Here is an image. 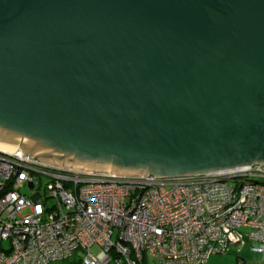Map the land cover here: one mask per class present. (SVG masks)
I'll return each instance as SVG.
<instances>
[{"label": "water", "instance_id": "water-1", "mask_svg": "<svg viewBox=\"0 0 264 264\" xmlns=\"http://www.w3.org/2000/svg\"><path fill=\"white\" fill-rule=\"evenodd\" d=\"M0 149L131 179L264 168V0H0Z\"/></svg>", "mask_w": 264, "mask_h": 264}, {"label": "built area", "instance_id": "built-area-1", "mask_svg": "<svg viewBox=\"0 0 264 264\" xmlns=\"http://www.w3.org/2000/svg\"><path fill=\"white\" fill-rule=\"evenodd\" d=\"M232 174L245 178L232 186L217 176L160 183L0 151V264H51L79 252L81 264H145L149 255L160 264H207L246 243L264 260V168Z\"/></svg>", "mask_w": 264, "mask_h": 264}, {"label": "rangeland", "instance_id": "rangeland-1", "mask_svg": "<svg viewBox=\"0 0 264 264\" xmlns=\"http://www.w3.org/2000/svg\"><path fill=\"white\" fill-rule=\"evenodd\" d=\"M46 183H47V180L45 179L44 184ZM228 185L232 186L233 183L229 182ZM22 191L27 197L32 196V192L27 187H23ZM41 192L43 193V195H45V192L43 189L41 190ZM4 246L8 248L9 244L5 243ZM92 253L94 255H98L100 253V248H98L97 246L93 247ZM84 257H85V254L82 252H79L78 254L75 255L74 258L68 261H57L51 264H79L80 259ZM147 258H148L149 264H159L158 261H156L152 256L149 255ZM243 261L245 262V264H264V260L260 257V255H258L257 253H254L251 250V244L249 243H246L242 246L233 247L230 253L227 255L213 256L211 257V259L208 261L207 264H242ZM111 264H116V263L112 262Z\"/></svg>", "mask_w": 264, "mask_h": 264}, {"label": "bare ground", "instance_id": "bare-ground-1", "mask_svg": "<svg viewBox=\"0 0 264 264\" xmlns=\"http://www.w3.org/2000/svg\"><path fill=\"white\" fill-rule=\"evenodd\" d=\"M0 151L1 152H4V153H12V152H10V151H3V150H1L0 149ZM14 152V151H13ZM31 164L30 163H27L26 164V166H30ZM222 176H224V175H222ZM222 176H217V178H219L221 181H220V183H222V184H228L229 182H232V180H234V179H238V181L239 182H241L242 181V179H244L245 178V175H237V174H230V175H228V178H224V177H222ZM213 177H215V176H212L211 178H213ZM138 179V178H137ZM140 179H143V178H140ZM199 178H192V179H189V180H198ZM201 179V178H200ZM156 182H160V183H166V182H170V180H166V181H160V180H157ZM233 183V182H232ZM234 185V184H233Z\"/></svg>", "mask_w": 264, "mask_h": 264}, {"label": "trees", "instance_id": "trees-1", "mask_svg": "<svg viewBox=\"0 0 264 264\" xmlns=\"http://www.w3.org/2000/svg\"><path fill=\"white\" fill-rule=\"evenodd\" d=\"M0 246H1V243H0ZM231 251V250H230ZM230 251L227 253V254H229L230 253ZM227 254H224V255H227ZM213 256H218V255H213ZM213 256H211V257H213ZM148 257V256H147ZM147 257H145V264H149V262H148V258ZM211 259V258H210ZM209 259V260H210ZM238 260H239V258H238ZM157 261V260H156ZM159 263V262H158ZM208 263V262H207ZM79 264H81V259H80V261H79ZM121 264H124V262H122ZM126 264V263H125ZM160 264V263H159ZM242 264H244V263H242Z\"/></svg>", "mask_w": 264, "mask_h": 264}, {"label": "crops", "instance_id": "crops-1", "mask_svg": "<svg viewBox=\"0 0 264 264\" xmlns=\"http://www.w3.org/2000/svg\"><path fill=\"white\" fill-rule=\"evenodd\" d=\"M219 256H222V255H219ZM243 263L245 264V262L243 261ZM109 264H111V263H109Z\"/></svg>", "mask_w": 264, "mask_h": 264}]
</instances>
